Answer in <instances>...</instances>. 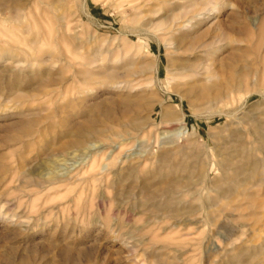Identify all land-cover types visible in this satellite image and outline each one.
Here are the masks:
<instances>
[{"label": "rangeland", "instance_id": "obj_1", "mask_svg": "<svg viewBox=\"0 0 264 264\" xmlns=\"http://www.w3.org/2000/svg\"><path fill=\"white\" fill-rule=\"evenodd\" d=\"M201 1L0 0V264H264V0Z\"/></svg>", "mask_w": 264, "mask_h": 264}, {"label": "bare ground", "instance_id": "obj_2", "mask_svg": "<svg viewBox=\"0 0 264 264\" xmlns=\"http://www.w3.org/2000/svg\"><path fill=\"white\" fill-rule=\"evenodd\" d=\"M165 1H169V0H160V2H165ZM181 1L182 2H180L178 8L176 9L177 11H175L174 13H173V11H171L170 13H172V14L169 13L171 16H170V19L168 21V27H167L168 29L180 28V30L185 29V32H186V29L189 28L191 26V24H193L192 22H195L197 25H200L203 22H205L206 20H208L210 18V16H212V13H214L215 11L217 12L219 10V9H217L216 6H213L210 8L204 7V4L201 3L203 1H201V0L200 1L199 0H181ZM213 1L211 0V2H213ZM211 2H209V3H211ZM209 3L207 2V4H209ZM214 5H215V3H214ZM160 22H162V21H160ZM159 24L161 25V23H159ZM217 34L218 33H216V35H215V33H213V36L210 35L212 37H210L206 40L204 39V36H200V35L194 36V37L193 36L188 37V35H187V37H185V35H184V37L179 38L180 48H183V51H185L187 53L189 52V54H188L189 56L187 55L188 57L180 58L183 73H186V74L192 73L195 75V74L200 73V71L202 69H203V71H201V72H204V67L206 65H208L210 63V61L213 59L212 56L215 55L216 51H218L217 49H220V46L218 44L223 39L224 35H222V34L217 35ZM5 43H7V42H5ZM4 46H5V44H4ZM4 46L0 45V58H5V59L10 58V56H12V55H10L11 51H9ZM14 48L15 47H13V49ZM22 50L24 51V49H22ZM15 56H17V55H15ZM17 66H15V67H17ZM208 68H210V66ZM208 68L206 67V69H208ZM206 69H205V71H208ZM180 70H181V68H180ZM186 74H183V75L185 76ZM107 75H109V74L107 73ZM198 75H200V74H198ZM113 76H114V74H113ZM92 127L93 126H91V128ZM81 130H83V129H81ZM92 132H94V130L93 131L91 130L89 134H88V132L86 134L90 135V134H92ZM86 138H87V136H86ZM232 181L233 180H230V182H231L230 187L231 188H233V185H232L233 182Z\"/></svg>", "mask_w": 264, "mask_h": 264}]
</instances>
